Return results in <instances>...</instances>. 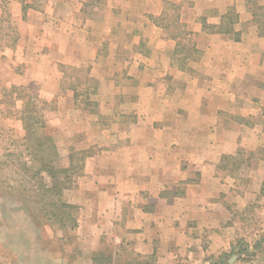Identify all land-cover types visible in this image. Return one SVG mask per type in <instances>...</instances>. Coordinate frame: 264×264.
Listing matches in <instances>:
<instances>
[{
  "label": "crops",
  "instance_id": "crops-1",
  "mask_svg": "<svg viewBox=\"0 0 264 264\" xmlns=\"http://www.w3.org/2000/svg\"><path fill=\"white\" fill-rule=\"evenodd\" d=\"M9 2L21 30L32 15L39 21L42 5ZM158 4L95 0L88 11L89 0H67L62 22L54 15L43 21V28L53 23L55 39L63 37V63L90 62L98 83L93 97L101 116L79 130L97 146L79 190L81 264H95L98 251L155 264H213L264 235L256 224L264 221V159L240 161L264 142V34L246 0H194L198 16L189 30L202 56L180 68L172 64L177 40L146 16ZM231 4L238 41L206 32L199 19L210 8L208 22H219ZM120 22L132 27L123 31L126 40L116 36ZM26 55L37 60L35 52Z\"/></svg>",
  "mask_w": 264,
  "mask_h": 264
},
{
  "label": "rangeland",
  "instance_id": "rangeland-1",
  "mask_svg": "<svg viewBox=\"0 0 264 264\" xmlns=\"http://www.w3.org/2000/svg\"><path fill=\"white\" fill-rule=\"evenodd\" d=\"M25 1L31 5H42L40 6L42 15L38 16V22H36L37 15H32L30 25L22 26L21 30V26L17 25L11 17V13L14 11H11L9 0H0V87L11 84L25 85L31 88L34 96H39L41 102H48L45 113L48 133L53 136L52 139L61 159L52 162L47 167L52 171V174H58L57 178H59L60 168L70 169L69 178L65 179L61 195L56 196L53 192L52 198V192H50V197L59 205L66 203L74 207L67 209L75 215L77 226L70 222L65 228L60 224L51 225L41 215L35 204L25 205L20 199L18 190L20 184L18 183L19 180L27 176L21 170L17 171L20 169L18 156L20 150L18 149H21L19 146L25 131L19 120H2L1 125L4 126V131L0 132V175H2L0 181V264H81L84 259L80 261L77 228L83 205L79 198V190L86 177V160L95 153L97 146L87 145V140L79 130L84 128L87 122H93L101 116L99 105L93 97L97 92L98 83L96 81L91 83V87L96 91L91 92L90 104L85 106L84 102L79 101L76 106L73 98L74 92L67 89L69 81L63 80V76H65L63 71L66 74L71 73L70 67H73V65L63 63L61 58L63 55L60 50V42L63 43V37L55 39L51 31L53 23L43 28V21L47 20L49 16L60 17L61 22L64 20L62 15H68L71 9V7H65L67 0H60L58 4L54 3L55 0L52 2L51 0H42V3L38 2L39 0ZM255 1L259 7L264 9V0ZM158 3L156 11L146 13V16L147 18L149 16L154 24L161 27L163 26L160 24L163 21L162 17L165 16V13L168 14L166 20L162 22L163 24L170 23L168 30L163 29L165 33L168 34V31L174 33L173 23L176 15L179 14L187 28L193 29L192 23L189 21L198 16L196 11L191 9L194 0H158ZM94 5L95 0H89L88 11L93 10ZM178 7L180 8L178 9ZM214 13L215 11L209 8L201 15L213 18ZM262 13L264 14V11ZM173 15L174 18L171 19ZM40 21L43 25L39 24ZM215 23L212 22V24ZM125 25L120 22L115 27V32H119L116 36H120L122 40H126L128 37L123 31H130L132 28ZM258 29L260 32L264 31V27L261 29L258 26ZM21 31L25 33L23 47L17 46L19 39L23 36ZM200 44L203 47L207 42L202 40ZM101 47L103 51L106 50V43L103 42ZM38 51L43 53L42 59L37 58ZM34 52L37 60L30 62L31 59H25L26 53L29 56ZM27 63L31 64L27 65ZM63 65L66 66L65 69ZM89 66H91L90 62L85 63L81 67L84 70L81 73L85 74V69ZM88 85L89 83H86L85 87ZM84 156H86V160L84 167H81L78 163H80V157ZM262 158L264 159V142L263 146L255 150L252 157L248 154L244 156L246 161L262 160ZM41 176L50 179L46 170H42ZM40 190L42 192L46 189L40 188ZM259 213L260 208L257 212L252 211L255 221V215L259 216ZM256 224L259 229L258 234H263L264 221L259 220ZM260 236L253 238L249 243H238L236 251L225 257L226 264H264V235ZM247 248L248 251H246ZM241 250L246 252L240 255L238 251ZM124 260L125 257H122L121 262Z\"/></svg>",
  "mask_w": 264,
  "mask_h": 264
},
{
  "label": "trees",
  "instance_id": "trees-1",
  "mask_svg": "<svg viewBox=\"0 0 264 264\" xmlns=\"http://www.w3.org/2000/svg\"><path fill=\"white\" fill-rule=\"evenodd\" d=\"M249 5V11L253 13V16L258 23V26L262 29L264 27V9L259 7L255 0H246ZM180 7H178L179 9ZM168 14L162 17L163 21L166 20ZM174 18V15L171 19ZM203 22V29L209 33H221L230 35L236 41L240 40L241 32L235 29L236 23L239 21V14L234 4H231L227 11L219 16V22L212 24L208 22L209 17L202 15L199 17ZM161 21V20H160ZM160 24L163 29L169 28L170 23ZM160 26V25H159ZM175 26L174 33L168 31L170 38L177 40V46L172 56V64L174 66L184 68L191 60H199L202 56V50L195 46L192 38V31L181 22L180 14L176 15L173 23ZM168 30V29H167ZM264 34V31L261 32ZM64 69L66 66H64ZM68 68V67H67ZM71 73L64 75L63 80L69 81V87L67 89L74 92V102L78 106V102H84L85 106L90 104L91 92H95L96 89L91 87V83H95V79L90 76V68H86V73L82 74L81 67H70ZM84 71V70H83ZM86 83H89L88 87ZM92 88V90H90ZM62 90V89H61ZM48 102H41L39 96H34L31 92V88L25 85L11 84L7 86L1 85L0 87V132L4 131V126L1 125L2 120L16 119L22 123V127L25 131L22 137L21 145L18 149L19 167L17 171H22L25 176L22 180H19V194L21 200L25 205L28 203L35 204L41 215L47 219L52 225L60 224L63 228L67 226V223H72L77 226L75 215L68 211L67 208H74L66 203L59 205L53 198L54 195H61L64 182L68 177L70 169L60 168L59 178L57 173H53L48 169V165L52 162L60 161L56 145L52 139V135L48 133V125L46 119V108ZM18 148V147H16ZM83 154V152H80ZM240 161L243 162L244 154H240ZM233 158V157H232ZM86 156L80 157V163L78 165L84 167ZM225 162H235L232 159H223ZM77 166V163H76ZM75 167V166H74ZM42 170H46L50 179L41 176ZM1 172V171H0ZM51 172V173H50ZM4 176V175H3ZM2 175H0L1 181ZM4 183V181H2ZM66 186V185H65ZM45 188V191L40 190ZM50 192H52L50 197ZM260 244V243H259ZM248 251V248L246 249ZM246 251H238L240 255H243ZM140 255H133V253H119L112 251H98L93 254V261L95 264H155L154 258L149 260H140ZM223 255L220 259L213 261V264H226L225 257ZM122 257H125L124 262H121ZM154 259V260H153ZM229 263V262H228Z\"/></svg>",
  "mask_w": 264,
  "mask_h": 264
},
{
  "label": "water",
  "instance_id": "water-1",
  "mask_svg": "<svg viewBox=\"0 0 264 264\" xmlns=\"http://www.w3.org/2000/svg\"><path fill=\"white\" fill-rule=\"evenodd\" d=\"M234 259V258H233ZM231 262H232V259H231Z\"/></svg>",
  "mask_w": 264,
  "mask_h": 264
}]
</instances>
